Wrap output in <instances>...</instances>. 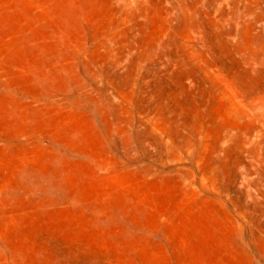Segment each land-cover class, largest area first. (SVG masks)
Returning a JSON list of instances; mask_svg holds the SVG:
<instances>
[{"label":"rangeland","instance_id":"1","mask_svg":"<svg viewBox=\"0 0 264 264\" xmlns=\"http://www.w3.org/2000/svg\"><path fill=\"white\" fill-rule=\"evenodd\" d=\"M0 264H264V0H0Z\"/></svg>","mask_w":264,"mask_h":264}]
</instances>
